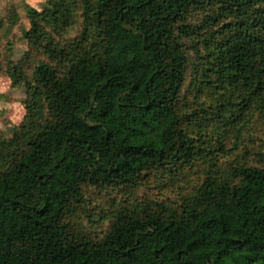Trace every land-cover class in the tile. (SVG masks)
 Returning a JSON list of instances; mask_svg holds the SVG:
<instances>
[{"label": "trees", "instance_id": "16d2710c", "mask_svg": "<svg viewBox=\"0 0 264 264\" xmlns=\"http://www.w3.org/2000/svg\"><path fill=\"white\" fill-rule=\"evenodd\" d=\"M46 6L53 17L27 8L26 36L50 61L34 65L26 115L0 137V264H264V152L258 164L209 173L180 203L146 196L117 207L101 234L75 225L87 187L135 185L148 171L190 165L208 117L227 126L264 107V0ZM77 9L81 33L58 43L47 28L67 30ZM209 9L203 27L189 22ZM204 29L206 70L229 90L215 107H190L184 38Z\"/></svg>", "mask_w": 264, "mask_h": 264}, {"label": "rangeland", "instance_id": "374dc122", "mask_svg": "<svg viewBox=\"0 0 264 264\" xmlns=\"http://www.w3.org/2000/svg\"><path fill=\"white\" fill-rule=\"evenodd\" d=\"M46 2L47 0H0V137H12L15 128L26 115L25 83L26 80H31L34 65L40 60L50 61L43 49L35 47L26 36L32 26L27 8L34 7L53 17ZM211 12L210 9L195 11L190 15L189 22L203 27ZM75 17L74 24L65 31H56L53 25L47 28L55 41L69 45L72 38L81 33L78 9ZM58 22L62 23L64 19L58 18ZM223 24L224 21L218 23L220 26ZM210 31L211 29L197 30L189 38H184L188 69L182 88V100L190 107H195L198 103L209 108L215 107L217 95L228 93L229 90L226 84H221L206 70L213 58L203 46L204 35L209 36ZM205 75L209 78L212 76L210 85L205 81ZM201 128L202 151L192 164L148 171L135 185L87 187L85 201L75 217L76 227L92 235L101 234L108 227L117 207L135 203L146 196L177 204L188 197L209 173L220 175L232 164L260 162L259 154L264 152V107L254 104L227 126L208 117ZM105 216L108 218L105 219Z\"/></svg>", "mask_w": 264, "mask_h": 264}]
</instances>
